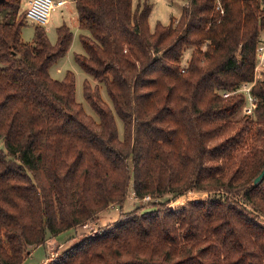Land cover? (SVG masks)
Instances as JSON below:
<instances>
[{
  "label": "trees",
  "instance_id": "obj_1",
  "mask_svg": "<svg viewBox=\"0 0 264 264\" xmlns=\"http://www.w3.org/2000/svg\"><path fill=\"white\" fill-rule=\"evenodd\" d=\"M23 0H0V264H22L49 236L122 205L140 204L45 264H264V78L254 79L264 0H187L179 17L149 26L153 4L74 0L84 94L50 67L69 50L42 25L22 38ZM192 49L186 63V50ZM105 85L111 104L104 100ZM115 113L124 124L120 137ZM207 197L173 208L188 192ZM163 199V200H162ZM151 206V207H150Z\"/></svg>",
  "mask_w": 264,
  "mask_h": 264
},
{
  "label": "rangeland",
  "instance_id": "obj_2",
  "mask_svg": "<svg viewBox=\"0 0 264 264\" xmlns=\"http://www.w3.org/2000/svg\"><path fill=\"white\" fill-rule=\"evenodd\" d=\"M134 5L136 6L139 2L144 3L145 1L152 3L153 8L151 14L149 16V26L153 30L156 27L158 22H161L165 25L171 22L172 17H179L182 13L183 6L188 5L189 2L187 0H133ZM29 8V0L22 1V10L25 11ZM68 24L73 33L72 44L68 50V52L61 58H59L51 67L50 73L52 77L56 79H63L67 73V71L71 70L75 74L76 81V99L78 102H81L85 108V110L97 118L96 112L93 110L91 105L87 102L84 94V84L85 80L88 79L92 85L96 84V81L93 79L91 75L86 73L77 63L76 54L84 53L85 50L80 40L81 29L79 28L78 22V14L76 11L75 3L73 0H68V2L62 6H58L51 10L49 21L42 25L49 39L52 43L57 42V27L61 24ZM39 23L27 18L26 24L22 27V38L26 42H32L34 40L35 34V25ZM192 49H188L185 52L183 63H186L191 55ZM101 86V94L105 101L111 104L110 97L107 93V89L105 85L100 84ZM249 97V95H247ZM249 101V100H248ZM116 123L119 129L120 137H124L125 129L124 124L121 118L117 113H115ZM4 142L0 139V147L4 148ZM207 193L204 192H188L178 197L177 201L173 204L175 207L178 205L184 204L186 201L191 199H203L207 197ZM163 200V199H162ZM155 202V203H154ZM159 202L158 199H135L133 196V185L131 183L129 191L127 193L126 199L124 200L122 205L110 206L109 208L102 211L100 218L95 217L93 221L89 222L88 227H82L76 231L75 228H70L56 235V239L58 244L57 254L58 256L61 252L67 249L72 244L83 239L87 234L96 231L102 225H105L108 222L116 220L121 212H128L134 209L136 206L140 204L153 205ZM151 207V206H150ZM100 214V213H99ZM80 227V226H77ZM84 230V231H83ZM61 244V245H59ZM49 258V250L45 245H38L32 248V251L26 258L23 260L22 264H44V261ZM55 258V257H54Z\"/></svg>",
  "mask_w": 264,
  "mask_h": 264
},
{
  "label": "built area",
  "instance_id": "obj_3",
  "mask_svg": "<svg viewBox=\"0 0 264 264\" xmlns=\"http://www.w3.org/2000/svg\"><path fill=\"white\" fill-rule=\"evenodd\" d=\"M68 0H30L29 1V8L27 9V18L39 23L45 24L49 21L50 12L52 9L62 6L67 3ZM216 10L220 11L221 13L224 12V7L221 0H216L215 3ZM264 78V29L260 34V40L257 45V62L254 68V79L250 82H246L241 85L237 90L234 91H224L223 95L228 96L235 92H241L245 95L246 101L243 106V113L252 115L254 114L255 108L257 106V97L252 93V87L255 85L257 80ZM249 95V97L247 96ZM249 100V101H248ZM133 196L135 199H152L150 195H146L143 198H139L135 192L133 191ZM177 199L170 203V206L175 208L173 205ZM114 206V205H111ZM84 227L89 226V222L83 225ZM57 250L52 248L50 252L49 259H53L56 257ZM48 259V260H49ZM47 260V261H48ZM47 261L45 263H47ZM44 263V264H45Z\"/></svg>",
  "mask_w": 264,
  "mask_h": 264
},
{
  "label": "crops",
  "instance_id": "obj_4",
  "mask_svg": "<svg viewBox=\"0 0 264 264\" xmlns=\"http://www.w3.org/2000/svg\"><path fill=\"white\" fill-rule=\"evenodd\" d=\"M29 1H30V0H29ZM67 2H68V1H67ZM73 2L75 3L74 0H73ZM101 213H102V212H101ZM101 213L98 215V218H100ZM82 227H83V226L75 227V229H76V231H78L79 229H82ZM83 231H84V230H83ZM56 243L58 244L56 237H55V236H49V237L47 238V240H46V243L43 244V245H45L46 247H48L49 254H50L52 248L57 249V247H56L57 244H56ZM59 245H61V244H59ZM49 257H50V255H49ZM48 259H49V258H47V259L44 261V263H45Z\"/></svg>",
  "mask_w": 264,
  "mask_h": 264
},
{
  "label": "water",
  "instance_id": "obj_5",
  "mask_svg": "<svg viewBox=\"0 0 264 264\" xmlns=\"http://www.w3.org/2000/svg\"><path fill=\"white\" fill-rule=\"evenodd\" d=\"M264 177V168L263 170L260 172V174L258 176H256V178L254 179V183H258L262 178Z\"/></svg>",
  "mask_w": 264,
  "mask_h": 264
}]
</instances>
